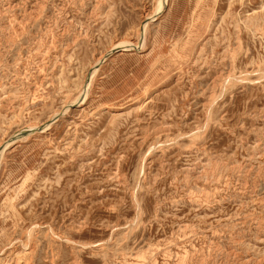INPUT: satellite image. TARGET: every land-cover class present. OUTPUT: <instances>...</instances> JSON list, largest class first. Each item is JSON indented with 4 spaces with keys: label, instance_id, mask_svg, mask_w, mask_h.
<instances>
[{
    "label": "rangeland",
    "instance_id": "374dc122",
    "mask_svg": "<svg viewBox=\"0 0 264 264\" xmlns=\"http://www.w3.org/2000/svg\"><path fill=\"white\" fill-rule=\"evenodd\" d=\"M0 264H264V0H0Z\"/></svg>",
    "mask_w": 264,
    "mask_h": 264
},
{
    "label": "bare ground",
    "instance_id": "6f19581e",
    "mask_svg": "<svg viewBox=\"0 0 264 264\" xmlns=\"http://www.w3.org/2000/svg\"><path fill=\"white\" fill-rule=\"evenodd\" d=\"M163 0H161V2H162ZM165 1V0H164ZM164 4L165 3H163L162 4V7H161V10L164 8ZM155 16V15H154ZM146 20L141 24V26H140V31H141V33H143V29H144V27H145V25H146ZM141 39V38H140ZM123 48H127V46H123ZM92 70V69H91ZM90 70V71H91ZM96 71V70H95ZM87 85V84H86ZM86 87V86H85ZM85 89V88H84ZM56 116V115H55ZM53 118V117H52ZM47 129V128H46Z\"/></svg>",
    "mask_w": 264,
    "mask_h": 264
}]
</instances>
